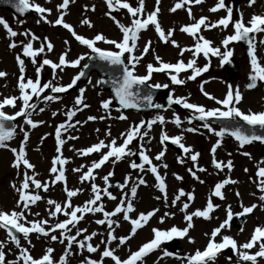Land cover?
Returning <instances> with one entry per match:
<instances>
[{"label":"snow or ice","instance_id":"obj_1","mask_svg":"<svg viewBox=\"0 0 264 264\" xmlns=\"http://www.w3.org/2000/svg\"><path fill=\"white\" fill-rule=\"evenodd\" d=\"M49 0H45V3ZM106 11L104 15L110 19L119 32L122 34L119 40L109 39L102 33H96L91 38H86L83 35L77 34L73 25L65 21V17L68 14L70 4L75 3V0H60L55 6L57 16L54 21H49L48 14H51L52 9L46 8L34 0H6V3L10 4L16 13L23 16L28 11H34L38 15L36 23L41 22L45 24H52L53 26H60L74 38L80 45L86 47L89 52H85L76 56L73 59H67L69 49L67 48L68 40L64 41L66 46L57 58L56 62L46 58V53L53 51L54 45L44 37L42 40L36 36L30 30L25 29L22 32L15 31L5 19L0 18V28H2L6 37L9 39L8 48L15 49L18 46L21 48V52L18 53L14 59L18 66L17 88L19 91L18 96H8L0 99V149H7L13 154V160L10 166L16 170L17 176L20 177L18 181H13L10 184V188L16 194L15 206L10 210L0 209V230L5 232V239L0 240V264H70L69 258L74 255H81L84 251L89 254H98L97 258H92L91 255L83 256L79 261V264H104L105 258H108L112 264H144V258L157 250L159 246L172 240L173 238H187L190 244L195 243L194 237L189 235V232L194 227V218H202L205 221L213 219L212 213L220 208L219 204L213 203V198H218L221 201L226 200L223 189L228 185L238 184L239 181L232 179L230 176H225L214 184L209 196L206 198L205 205L202 209H195L188 211L190 205L193 203L195 196L193 191L186 192L184 189H177L173 195V198L169 202L167 196V185L165 182V175H161L159 169L168 168L166 163H162V159L165 156L167 150V142L172 145H176L183 155L176 157L177 163L185 164L191 163V167L186 168V171L193 180L203 184L204 180L200 179L197 175L198 172H206L202 166L198 165L199 152L192 149L191 146H186L183 141V134L170 136L163 130L166 120L163 115H156L150 120L141 119L138 123L130 124L129 127L122 133H120L121 142L117 144V138L111 137L110 130L105 132V136L108 137L106 143L104 139H99L96 143L81 149H76V154L82 157H88L93 153L98 155V159L91 161L89 165L81 164L79 167L72 169L74 173H79L78 180L81 183L88 182L90 184V197L84 201L81 205H73L71 199L76 197L78 193L83 189H69L66 185L65 176V164L68 163V159L62 155V146L66 143L67 139L76 140V136H67L62 138V134L68 133L69 129L75 127V125L81 124V121H75L71 123L73 117L77 112L88 108L89 105L84 101L85 88L79 89V94L74 98V107L68 109L64 115L66 120L60 123L54 129L55 135V153L56 155L50 162L49 180L41 181L38 177V173L35 171V165L27 158L25 145L29 140V132L31 129H35L38 125L43 124L44 121H34L31 117L33 112L37 109L38 104L33 101V97L37 98V101L43 100L56 101L60 97L58 95L45 94L41 97L45 90H50L51 93H66L69 89L73 88L77 84V81L86 75L85 69H88L90 65L85 63L81 67V61L85 59L96 60L105 62L107 66H111L112 69L120 73L119 77H109L107 79H100L96 81L97 85H103L111 83L112 93L114 97L104 99L101 101L100 107L108 113L110 106L113 104V99L118 102L119 107L116 109L118 115L116 119L127 120L128 117L120 112L121 109H138L142 105V102H146L148 108H154L157 110L162 109L164 106L161 104L153 103V97L151 91L146 94L141 93V86L148 89L168 88V84H149L153 73H165L172 85H184L186 80L192 81L203 73L207 72L211 63V57L219 59V63L223 66L226 63H230V58L233 56V49L230 45L243 42L247 45V56L249 58V74L247 77V83L245 87L252 90L258 86V84H264V63H261V57L257 55V45L264 46V14H251L247 21L244 20V14L237 9V16L233 18V6L231 3L226 4L225 0H216L214 5L208 8L209 13H217L223 10L225 15L218 19L211 21L207 16L201 15L199 18L193 16L192 6L201 5L204 0H175L173 5L168 9L170 13H176L178 10L186 12L190 23L181 25L179 31L186 34L193 40L191 46L182 47L175 39H172L176 29L169 28L165 31L161 23L158 20L160 13L161 0H154V6L151 11H146L145 0H136L135 6H133L129 0H103ZM264 2V0H262ZM247 6L252 7L256 4V0H246ZM84 12L95 11V5H85ZM124 10L129 17V23L126 26L121 23L114 13H120ZM19 24H23L24 21H18ZM82 26L92 28L91 21L84 16L80 22ZM151 26L154 29L158 39L163 43H168L172 47L178 50V56L182 57L185 52L190 53V58L185 62L183 59H178L175 63L164 62L159 55H154L155 65L148 63L145 66V73L143 75L137 74L136 68L140 64L144 55L150 50L151 41H146L142 49H139V54H135L138 50L137 41L139 34L147 30ZM231 27L230 34H224L220 38V42L217 45L213 44L212 40L205 38L202 34L203 31H211L216 29L220 32L227 33V30ZM260 35V39H257V35ZM25 37L22 41H15L12 38L17 36ZM40 41L39 47H34L33 42ZM98 42L111 45V49H102L97 46ZM203 57L206 61L202 66L197 65V59ZM37 57H41L38 61ZM25 58L34 66L35 78L26 77L25 75ZM48 66L51 70L52 80L43 82L41 81V71ZM65 67H71L73 69H79L70 82L66 85L54 84L53 81L58 79L56 73L59 69L63 72ZM190 74L185 78H180V74L188 72ZM7 76V73L0 71V78ZM208 81H202L200 85L201 93L210 101H214L219 107L205 108L203 105L190 103L186 97H174L169 94L168 106L173 104L181 105L184 109L190 110L191 115L187 117L188 124H192L193 120H199L203 122L201 127L206 129L208 133L214 135L217 139L210 147L211 165L214 167L217 173H222L227 170L230 173L234 167L231 159L224 161H218L216 159L217 149L221 146L223 138L227 135L232 137L238 142V147L243 149L245 145H250L253 142H259L264 145V110L253 112L251 110L245 112L238 107L242 101V93L239 86L235 88L231 84L226 85V93L222 99H217L215 96L204 91L203 84ZM91 84V80H89ZM19 101V104L17 103ZM5 107L14 109L12 114L4 111ZM31 110V111H30ZM43 107H39V112H44ZM53 117L57 115V112L51 113ZM17 117H20L23 121L19 125L20 133L22 134V140L18 147H9L8 141H11L16 135L17 124L13 123ZM106 115L88 116L87 121H93L96 119L104 120ZM209 118H215L216 120H222L226 123L219 127V130L211 126ZM85 121V122H87ZM236 121L235 124L231 123ZM242 122V123H240ZM171 123L175 124L177 128L181 127L182 121L179 116H173ZM160 125L161 131L159 134L158 143L160 144V150L154 157L150 158L147 152L149 149L145 147V143H150L152 137L149 135L153 125ZM247 126V127H245ZM27 128V130H26ZM257 129L260 131L258 132ZM96 131H99L97 129ZM183 131L194 133L198 129L195 127L185 128ZM47 135V134H45ZM45 137H41L43 140ZM136 140L137 148L133 151L129 145ZM245 157L251 159L249 152H241ZM139 156L140 163L132 160L129 162V168L137 170L138 172L150 173L154 177V187L158 189L161 195L155 197L157 200H162L165 208H176L179 202L178 211L182 213V221L184 227H177L172 225L168 229L153 228L152 239L143 243L137 250L132 251L128 249L127 255L121 258L116 254L117 249L121 246H125L126 242L132 239L137 231L143 228L158 211L159 209L153 208L147 212L138 213L135 218L130 214L135 212L133 200L137 195L138 187L146 185V180L143 175H138L135 179L131 174H126L122 183L116 185L117 188L123 190L127 188V191H122L119 197V201L116 203L112 210H105L102 201V196L107 197L108 200L117 201V197L108 190L109 178L113 176V171H108L106 175L101 177L105 187L101 188L94 183L96 177L93 174L94 170L100 169L106 162L115 164L125 158L131 156ZM231 155V153H229ZM160 163H153V161ZM264 158L256 162L255 179L249 177V180L255 184L260 195L257 197L259 203H252L245 206L240 199V192L234 191L233 195L237 198L240 211L233 212L230 204L225 205V218L220 223L213 227L209 232H205L206 244L203 249L196 248L192 253L184 256L176 255L175 258L181 261V264H215L218 255L226 249H230L235 257V264H261L264 262V225L257 224L251 231L249 238L244 242H238L231 235L225 233L231 229V222L237 217H247L252 214L254 210L260 208L264 210ZM247 173L248 169H243ZM173 177L176 181H182L183 177L179 174L173 173ZM57 182H61L63 185V192L65 193V199L62 202H57L54 199L46 200L45 214L46 218L36 219L40 216L39 212L33 213L31 210L32 205H36L38 201L44 199L39 193L42 191L47 193L49 189L56 185ZM131 186L129 187V183ZM252 195H255L254 193ZM183 198V199H182ZM97 213L102 214V218L94 221L97 225L106 227V235L103 233H97L93 231L88 233L86 228L78 227L80 221L85 217V214L95 215ZM120 214L121 219L127 222L130 226V230L127 235L117 236L115 231L119 228L120 222L113 219ZM175 212H165L159 217L158 222L164 223L165 219H170L175 216ZM31 215L33 219H28ZM62 215L64 218L58 219ZM218 219V218H217ZM53 221L50 223L49 221ZM73 229L75 233L73 234ZM243 232V226L239 228V233ZM238 233V234H239ZM30 234H35L39 239L41 236L45 240L58 242L64 245L62 254L55 257L54 248L46 247L42 255L39 257H33L31 255V249L34 247L30 239ZM97 235H103L100 243L93 245L90 241ZM80 237V239H78ZM219 238V239H217ZM21 240L25 241V244H21ZM115 242V247L111 245ZM13 245L14 248H8L5 251L7 245ZM101 244L104 245L101 250ZM75 249V251H73ZM11 254L14 258L8 259V255ZM174 253L167 250L162 251L161 257H171ZM233 256L226 257L228 264H233Z\"/></svg>","mask_w":264,"mask_h":264},{"label":"rangeland","instance_id":"obj_2","mask_svg":"<svg viewBox=\"0 0 264 264\" xmlns=\"http://www.w3.org/2000/svg\"><path fill=\"white\" fill-rule=\"evenodd\" d=\"M35 3H38L46 8H51V14L47 15L49 21H54L57 12L55 10V6L60 3V0H49V2L45 3V0H34ZM129 2L135 6L136 0H129ZM175 0H161L160 3V13L158 16V20L161 23L162 28L167 31L169 28H174L176 31L172 39H175L182 47L191 46L193 44V40L187 36L186 34L181 33L178 29L181 25H186L190 23L189 18L185 11L178 10L176 13H170L168 9L173 5ZM216 0H204V3L201 5H193L192 13L193 16L199 18V16L204 15L209 18V20L214 21L219 17L225 15L223 10L218 11L217 13H209L208 8L212 7ZM226 4L231 3L233 9H239L240 12L244 14V20L249 18L251 14L258 12H264V2L262 0H256V4L252 7H248L246 1L241 2L239 4H234L232 0H225ZM95 5V11H87L84 12V6ZM154 6V0H145V8L146 11H151ZM106 11V6L103 0H75V3L70 4L68 9V14L65 17V21L72 24L74 30L79 35H83L86 38L93 37L96 33H102L105 37L109 39L119 40L121 38V33L113 24V22L108 19L104 13ZM117 16V19L121 21V23L126 26L129 23V17L127 16L124 10H121L120 13H114ZM91 21L93 27L88 28L86 26H82L79 22L84 17ZM237 14L233 15L235 19ZM0 18H3L7 21V23L17 32H22L25 29L30 30L36 36L40 37L41 40L44 37H47L48 40L54 45L53 51L51 53H46V58L52 60L53 62L57 61L58 56L65 51L66 46L64 44L65 40H68L67 48L69 49L67 59H73L78 55H81L85 52H89V50L80 45L78 42L74 40L73 37L67 32V30L63 29L60 26H53L52 24H45L43 22L37 24L36 20L38 18L28 17L26 19H18L12 15L11 12L5 9H0ZM23 20L24 23L21 25L18 21ZM231 27L227 30V33L220 32L216 29L211 31H203L202 34L205 38L212 40L214 45L219 44L220 38L224 34L231 33ZM15 41L19 42L25 39L23 36H17L12 38ZM151 41L150 50L147 54L144 55L140 64L137 65L136 72L137 74L143 75L145 73V66L148 63H153L155 65L154 55H159L164 62H176L178 59H183L185 62L190 58V53L185 52L182 57L178 56V50L172 47L168 43H163L158 39V36L155 34L154 29L149 26L147 30L142 31L139 34V39L137 41L138 50L135 54H139V49L143 48V45L146 41ZM9 39L6 37L5 31L0 28V71H4L7 73V76L4 78H0V99L8 96H18L19 91L16 86L17 80L16 77L18 75V66L15 62L14 57L21 52V48L18 46L15 49H9ZM40 41H34L33 46L39 47ZM97 46L102 49H111V45H106L98 42ZM230 47L233 51H236L234 57L240 64L239 73L237 76L232 77L228 73L225 66H221L219 63V59L216 58L217 64L213 67L220 69V73L217 72H205L201 76L197 77L195 80L187 81L184 85H172L168 76L165 73H153L151 80L148 82L150 84L159 83L161 85L168 84L167 88L172 92L174 97H186L190 103H195L198 105H203L206 109L212 107H219L216 105L214 101L208 100L200 91V85L202 81H208L203 84V88L205 92L210 93L215 96L217 99H222L226 93V85L231 84L235 88L239 86V89L242 93V101L239 103L238 107L242 111H262L264 110V86L263 84H258V86L252 90H249L245 87L247 81V77L249 74V63L247 62L244 56L243 48L238 44H232ZM257 55L261 57V63H264V56L257 51ZM41 57H37L39 61ZM81 61V67L85 63ZM206 61L201 56L200 60H197V65L202 66ZM79 69H73L71 67H65L63 72L59 69L57 70L58 79L54 80V84L58 85H66L70 82L71 78L76 75ZM190 74V70L188 72H184L180 75V78H185ZM25 75L26 77L35 78L34 66L29 62L27 58H25ZM223 78L220 79L219 76ZM52 80L51 70L48 66H45L41 71V81L46 82ZM98 80L97 74L93 73L91 78V84L85 83L80 88H85V92L83 94L84 101L89 105L88 108L83 109L76 113L73 117L71 123H75V121H81V124L75 125L74 128L69 129L68 133L62 134V138H66L67 136H76L78 137L76 140L67 139L66 143L62 147V155L63 157L68 159V163L65 164V176H66V185L69 189L81 188L82 192L78 193L76 197L71 199L73 205H81L86 201L91 193H90V184L88 182L81 183L78 180L79 173H74L72 169L79 167L81 164L89 165L91 161L98 159V155L96 153L91 154L88 157H82L76 154V149H81L88 147L94 143H96L99 139H104L105 142H108V137L105 136V132L110 130L111 137L117 138V144L121 142L120 133L124 132L130 124L138 123L141 119L147 121L155 117L156 115H163L165 117L166 123L163 125V130L167 132L170 136L183 134V143L186 146H191L192 149L196 152L200 153L198 158V165L207 169L206 172H198L197 175L200 179L204 180L203 184L198 183L196 180H193L186 168L191 167L190 162H186L185 164L177 163L176 157L178 155H183L182 152H178L175 149L167 146V150L165 156L162 159V163H166L168 165L167 169L160 168L161 175H170L173 177V173L179 174L183 177L182 181H176L171 189V186L167 187V196L169 202L173 198L174 193L177 189H184L186 192L193 191L195 199L193 203L190 205L188 211H192L195 209H202L205 205L206 198L209 196L212 187L216 182L223 179L225 176H230L232 179L239 181L238 184L228 185L223 189L224 194L226 196V200L221 201L218 198H213L214 204H219L220 208H218L215 212L212 213L213 219L209 221H205L202 218L196 219L194 218V227L190 230L189 235L194 237L195 243L190 244L187 238H177L182 245V252L180 254H174L169 257L171 260L168 262H161L154 258L155 255L151 254L152 258H144V264H181L180 260L175 258L176 255L184 256L186 254L192 253L196 248H203L204 242H202V236H204L205 232H209L216 224H219L221 220L225 218V205L230 204L232 206V211L238 212L240 211L239 203L237 198L233 195L234 191H239L241 194L240 199L242 200L245 206L251 205L252 203H259L257 197L260 195L254 183L249 180V177H253L255 179V171H256V162L264 158V145L259 142H253L250 145H245L243 149L238 147V142H236L232 137L225 136L222 140L221 146L217 149L215 154L216 159L218 161H224L231 159L233 161V169L230 173L225 169L222 173H217L214 167L211 165V155H210V147L217 139L214 135L207 132L206 129L201 127L203 122L200 121H192V124H188L187 117L191 114L190 110L182 109L181 111H175L173 109H160L155 110L153 113L149 114H141L133 111H125L123 109L120 112L128 117L127 120H118L116 119L118 112L116 109L118 106L113 103L110 106L108 113L100 107L101 101L104 99H109L110 95L108 91L102 90L97 84ZM79 88V89H80ZM79 89L73 91L70 94L63 95L61 93H51L50 90H45V93L41 94V97L45 94L50 95H58L60 97L59 100L56 101H43L42 99L37 101L36 97H33V101L38 104L37 109L32 114V119L34 121H44L43 124H40L35 129H31L29 132V140L25 145V150L27 153V158L31 163L35 165V171L38 173V177L41 181L51 179L49 175L50 162L52 158L56 155L55 153V135L54 129L56 125L64 122L66 120V116L64 113L74 107V98L79 94ZM19 104V101L17 102ZM39 107H43L44 112H39ZM5 112L12 114L14 109L5 107ZM31 111V110H30ZM55 111L57 115L53 117L51 113ZM177 115L180 117L182 124L180 128H177L175 124L171 123L173 116ZM101 115H106L104 120L96 119L93 121H87L88 116H96L99 117ZM19 123L16 128V135L11 141H8L9 147H18L20 141L22 140V134L19 130V125L23 123L22 119L18 117ZM87 121V122H85ZM212 127L219 130V127L215 124H211ZM195 127L198 129L197 132L190 133L183 131L185 128ZM99 129V131H96ZM27 130V128H26ZM161 131V126L156 124L153 125L151 130L149 131V135L152 137L150 143H145V147L149 149L147 154L150 158L154 157L155 154L160 150L161 146L158 143L159 134ZM47 134V135H45ZM41 137H45L41 140ZM138 141L134 140L129 147L135 151L137 148ZM249 152L251 154V159L245 157L241 154V152ZM231 153V155H229ZM13 160V154L7 149H0V209L10 210L15 206V201L17 199L15 192L10 188V184L13 181H18L20 177L17 176V172L13 169L10 164ZM136 161L140 163L139 156H131L125 158L114 165L110 162H106L101 166L100 169L94 170L93 174L96 179L94 183L99 185L101 188L105 187L101 177L107 174L108 171H113V176L109 178V181L119 180L121 183L124 180L126 174H131L132 178L135 179L138 175H143L145 180H150V173L138 172L137 170H133L129 168L130 161ZM153 163H160L157 161H153ZM264 166V165H262ZM247 168L248 171L245 173L243 169ZM146 181V182H147ZM131 186V182L129 183V187ZM108 190L112 192L113 195L117 197V201L108 200L107 197L102 196V203L105 206V210H112L116 203L119 201V197L122 191H127L125 188L123 190H112L108 187ZM158 190L145 194L143 196H137L133 200V204L135 207V212L130 214L133 218L140 212H147L152 210L153 208L159 209V211L150 218L149 222L141 229L137 231L135 236L126 242L125 246H121L117 249L116 254L121 258H124L127 255L128 249L135 251L138 249L140 245L152 239L153 233L152 229H168L172 225H176L177 227H184V223L182 221V213L178 211L179 202L176 208H165L162 200L155 199L156 196L161 195ZM255 195H252V194ZM39 194H44V199L38 201L36 205L31 206V210L33 213L39 212L40 216L36 217V219L46 218L45 208H46V200L54 199L57 202H62L65 199V193L63 192V185L61 182H57L55 186L51 187L49 191L46 193L40 192ZM45 195L47 196L45 199ZM183 199V198H182ZM175 212V216L170 219H165L164 223H159L158 219L165 212ZM117 216H120L118 214ZM64 217L60 215L58 219H63ZM102 218V214L97 213L95 215L85 214V217L82 221H80L78 227L86 228L88 233L96 231L97 233H103L106 235V227L102 225H97L94 223L96 219ZM218 218V219H217ZM28 219H33L31 215L28 216ZM122 221V220H121ZM52 223L53 221H49ZM125 223V225L123 224ZM264 225V210L257 208L254 210L252 214H249L245 218V222L243 226V232L239 233V228L241 226H236L231 223V229L229 232L225 233L227 235L233 236L237 239L238 242L246 241L252 229L257 225ZM130 230V226L127 222H122L121 226L116 229L115 235L122 236L127 235ZM75 233V229H73V234ZM239 233V234H238ZM5 232L0 230V240L5 239ZM34 234L31 236V241L34 247L31 249V255L33 257H39L42 255L43 250L46 247L54 248V256L58 257L62 254V250L64 245H61L58 242H52L45 240L43 238L44 243L38 240H34ZM103 235H97L93 237L90 241L94 246L99 244L101 239H103ZM80 239V237H78ZM174 239V238H173ZM171 240L162 243L159 248L162 251L167 250L172 252L170 247ZM21 244L24 245L25 241L21 240ZM104 245L101 244V250ZM111 247H115V242L111 245ZM8 248H14L13 245L9 244L6 246L5 251H8ZM75 251V249H73ZM158 251V250H157ZM91 255L92 258H97L98 254L93 253L89 254L84 251L81 255H74L69 258L70 264H79V261L83 258V256ZM233 256V255H232ZM227 255L223 252L220 253L216 259L215 264H228L226 260ZM14 257L9 254L8 259H13ZM155 259V260H154ZM168 260V259H166ZM104 264H111V261L108 258H105ZM233 264H235V257L233 256ZM264 264V262H261Z\"/></svg>","mask_w":264,"mask_h":264},{"label":"bare ground","instance_id":"obj_3","mask_svg":"<svg viewBox=\"0 0 264 264\" xmlns=\"http://www.w3.org/2000/svg\"><path fill=\"white\" fill-rule=\"evenodd\" d=\"M234 14H236V11L234 12ZM261 14H264V13H261ZM249 19V18H248ZM261 37H260V35H258V37H257V39H260ZM257 51L258 52H260L263 56H264V46H260V45H257ZM233 54H236V51L233 53ZM200 58L201 57H199L197 60L199 61L200 60ZM211 59V63H210V66H209V69H208V71H210L212 68V70H211V72H214V73H218V74H221L220 73V69H217V68H215V67H213V66H215L216 64H217V60H216V58L215 57H211L210 58ZM219 76V75H218ZM219 78L220 79H222L223 80V78L221 77V76H219ZM264 85V84H263ZM151 175V174H150ZM145 179V178H144ZM147 181V180H146ZM165 182H166V185H167V187L168 186H171V189L173 188V186H174V184H175V179H174V177H172V176H170V175H167V176H165ZM154 177L153 176H151L150 177V180H148L147 181V183H146V185H141V186H139L138 187V190H137V195H136V197L137 196H143V195H145V194H149V193H152V192H154V191H156V190H158V189H156L154 186ZM157 192H159V191H157ZM47 194V193H46ZM46 195H45V199H46ZM113 219H116V220H118L119 222H120V225H121V223L123 222V220L121 219V217L120 216H116V217H114ZM122 220V221H121ZM124 225H125V223H123ZM218 224H216L215 225V227L217 226ZM31 236H32V234H30V238H31ZM33 238H34V240H38L37 238H36V235L34 234V236H33ZM217 239H219V238H217ZM202 242H206V238H205V236H202ZM206 244V243H205ZM158 250V251H157ZM156 250V252H154L152 255H155V257L154 258H157V260H159V261H161V262H163V261H165V262H168V261H170L171 259L169 258V257H163L162 259H158V257H161V255H162V250H161V248H158ZM145 258H152V256H151V254H148ZM166 259H168V260H166ZM155 260V259H154ZM111 264H112V262H111Z\"/></svg>","mask_w":264,"mask_h":264},{"label":"water","instance_id":"obj_4","mask_svg":"<svg viewBox=\"0 0 264 264\" xmlns=\"http://www.w3.org/2000/svg\"><path fill=\"white\" fill-rule=\"evenodd\" d=\"M0 5H2L1 2H0ZM9 6L15 11V9L11 5H9ZM16 14L20 15L19 13H16ZM99 66H96L94 64H90V67L88 69H86V76L84 78H86L88 73L95 67L99 70L101 75H104L106 73L109 75V77H119V75H120V73L118 71L112 69L111 67H109L107 65H103V66L99 65ZM105 85L108 86L110 89H112L111 83H106ZM141 88H145V87L141 86ZM149 91H151V90H148V92ZM151 94H152L153 98L157 96L158 98H162L165 101L166 100L168 101L167 96L165 94L161 93L159 90L151 91ZM142 105H144V106H141V108L145 110L147 108L146 102H142ZM174 105L175 104H173V106ZM257 131L259 132L260 130L257 129Z\"/></svg>","mask_w":264,"mask_h":264}]
</instances>
